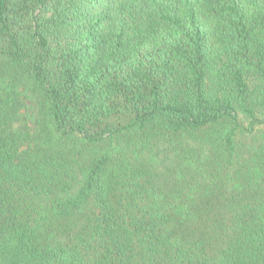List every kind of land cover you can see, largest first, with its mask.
Here are the masks:
<instances>
[{
    "label": "trees",
    "instance_id": "obj_1",
    "mask_svg": "<svg viewBox=\"0 0 264 264\" xmlns=\"http://www.w3.org/2000/svg\"><path fill=\"white\" fill-rule=\"evenodd\" d=\"M0 264H264V0H0Z\"/></svg>",
    "mask_w": 264,
    "mask_h": 264
}]
</instances>
